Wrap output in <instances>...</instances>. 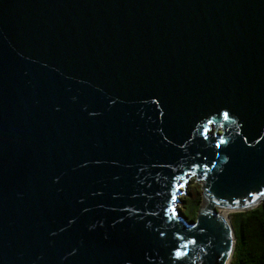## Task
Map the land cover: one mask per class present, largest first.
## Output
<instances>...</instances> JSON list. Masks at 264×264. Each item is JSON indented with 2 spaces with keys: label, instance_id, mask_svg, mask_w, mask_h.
I'll list each match as a JSON object with an SVG mask.
<instances>
[{
  "label": "water",
  "instance_id": "95a60500",
  "mask_svg": "<svg viewBox=\"0 0 264 264\" xmlns=\"http://www.w3.org/2000/svg\"><path fill=\"white\" fill-rule=\"evenodd\" d=\"M263 200L264 0H0V264H230Z\"/></svg>",
  "mask_w": 264,
  "mask_h": 264
},
{
  "label": "trees",
  "instance_id": "16d2710c",
  "mask_svg": "<svg viewBox=\"0 0 264 264\" xmlns=\"http://www.w3.org/2000/svg\"><path fill=\"white\" fill-rule=\"evenodd\" d=\"M195 187L198 208L201 196L200 184ZM236 222L241 231L239 238L236 237ZM231 223L236 242L230 264H264V200L256 207L234 212Z\"/></svg>",
  "mask_w": 264,
  "mask_h": 264
},
{
  "label": "rangeland",
  "instance_id": "374dc122",
  "mask_svg": "<svg viewBox=\"0 0 264 264\" xmlns=\"http://www.w3.org/2000/svg\"><path fill=\"white\" fill-rule=\"evenodd\" d=\"M201 183L195 181V179L190 177L186 184L182 187V192L179 195L181 198V201L178 202V207L180 208L181 213L186 216L189 220L194 219L197 213V207H196V185H199ZM234 212L229 211L227 212L228 218L231 220V217ZM237 226L236 228V237H241V231L240 227L237 225V222L235 224ZM232 258V257H231ZM231 261V260H230Z\"/></svg>",
  "mask_w": 264,
  "mask_h": 264
},
{
  "label": "snow or ice",
  "instance_id": "6c2138e0",
  "mask_svg": "<svg viewBox=\"0 0 264 264\" xmlns=\"http://www.w3.org/2000/svg\"><path fill=\"white\" fill-rule=\"evenodd\" d=\"M225 116H227V114L225 113Z\"/></svg>",
  "mask_w": 264,
  "mask_h": 264
},
{
  "label": "bare ground",
  "instance_id": "6f19581e",
  "mask_svg": "<svg viewBox=\"0 0 264 264\" xmlns=\"http://www.w3.org/2000/svg\"><path fill=\"white\" fill-rule=\"evenodd\" d=\"M224 213H226V212H224ZM228 263H229V262H228ZM228 263H227V264H228Z\"/></svg>",
  "mask_w": 264,
  "mask_h": 264
}]
</instances>
